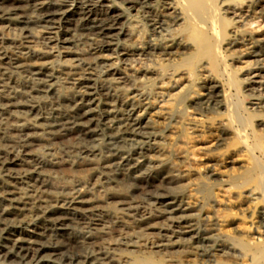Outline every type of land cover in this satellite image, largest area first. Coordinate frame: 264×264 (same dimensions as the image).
Masks as SVG:
<instances>
[{
  "label": "bare ground",
  "instance_id": "1",
  "mask_svg": "<svg viewBox=\"0 0 264 264\" xmlns=\"http://www.w3.org/2000/svg\"><path fill=\"white\" fill-rule=\"evenodd\" d=\"M222 47L241 59L226 81ZM152 94L174 109L153 118ZM188 98L221 119L205 127L214 151L233 143L232 169L243 155L255 203L264 0H0V264H239L219 221L200 230L176 192L191 178L173 172L170 134L200 131L179 112Z\"/></svg>",
  "mask_w": 264,
  "mask_h": 264
},
{
  "label": "rangeland",
  "instance_id": "2",
  "mask_svg": "<svg viewBox=\"0 0 264 264\" xmlns=\"http://www.w3.org/2000/svg\"><path fill=\"white\" fill-rule=\"evenodd\" d=\"M209 1L215 3V0ZM220 54H223L217 57V59H219L220 61H217V59L214 60L219 62L223 66L222 69L224 75L222 74V78L226 81V79L228 80L227 75H230V73L232 74L231 71L233 70L234 66L235 68L241 66V64L237 63L241 59H239L237 62L231 63L232 57L230 56V52L225 50V47L221 48ZM234 74L236 75V77H239L238 72ZM168 89L170 88L168 87ZM174 93H177V91H175ZM152 95L149 97L148 101L150 105H152L151 116L153 118L155 116V111L159 113H165L170 111V109H174L173 104L175 103L166 102L164 97L161 99L162 96L159 97V95ZM233 95L235 94L233 93ZM233 95L232 98L235 100L232 99V101L237 102V98H234ZM163 99L165 101H163ZM246 101L247 99H243L242 105H245ZM197 102L198 99L188 98L186 101H184V104L181 106V110H179V112L184 119L198 124L200 126V131L198 132L197 130L196 133L194 132V134H189V132L191 133L192 131L186 130L188 126H181L179 133L172 135L170 134V136L173 137V142L176 143L175 146L173 145L169 147L170 150L167 154L169 155L168 158L170 159V163H174H172L173 172H176L175 174L185 173L190 176L188 178H191L189 180L190 182L183 183L176 190V192L181 194L185 201L193 204L194 213H196L195 219L198 221V227L200 230H202L203 226L206 225V222L209 221L208 216L212 215L211 221H221L220 223L217 222V228H215L213 235L215 239L222 240L224 244L231 248L234 252L237 251V255H241L240 258L242 259V262L240 260V262L237 260L239 264H264V255L260 256L259 259L256 260L257 262L255 261V263L251 261H247V263L246 261H244L246 260L244 258L245 255H250L264 248V229L261 232V240H254V238L256 239L257 237L260 238L258 234L254 233V228L255 225H257V223L260 221L258 210H263L264 213V194L260 190V198L256 200L255 203L250 205L249 202L252 199L250 197L248 198V191H250V189L253 190L254 188L258 187L257 179L251 172L252 170L250 168H240V165L245 164V160L242 158L243 155H239L241 157L238 158L239 165H236V167H234L233 169L230 168L231 166L226 167L227 165L225 163L227 162V158H229L234 152H236V148L232 143L230 146H225V148L224 146H221L214 151V149L219 145L221 136L218 132L216 133L214 131L213 134H210L208 132V129L205 127H211V124H219L222 123V121L216 115L211 114L203 107L199 106ZM205 129L207 130V132L205 131ZM208 145L209 149H207L206 147ZM211 149H213V151L211 153L208 152ZM233 150L234 152L231 153V151ZM180 151H184L186 155V163L184 164L177 163L178 160L176 156ZM211 174L213 175L211 176ZM242 202L248 206L243 205ZM246 207H250L252 209H247ZM251 234H253L254 236H251ZM204 245L205 244L203 242L200 243L201 247H204ZM226 264L233 263L227 262Z\"/></svg>",
  "mask_w": 264,
  "mask_h": 264
}]
</instances>
